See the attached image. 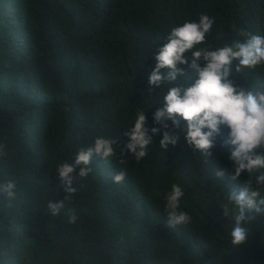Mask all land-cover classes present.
<instances>
[{
	"label": "trees",
	"instance_id": "obj_1",
	"mask_svg": "<svg viewBox=\"0 0 264 264\" xmlns=\"http://www.w3.org/2000/svg\"><path fill=\"white\" fill-rule=\"evenodd\" d=\"M107 11L114 16L101 18ZM202 13L215 19L214 45L243 39L240 29L264 36V0H0V183L16 184L14 199L0 193V264H264V214L245 225L240 245L231 244L234 222L222 215V204L236 210L227 196L247 173L231 179L230 153H193L185 140L168 160L129 155L119 164L118 156L106 163L94 155L93 171L73 181L77 192L60 214L47 207L65 195L61 162L73 163L81 147L114 136L140 110L147 127L155 125L167 85L149 93L154 53L172 27ZM189 75L185 87L197 78ZM254 76L264 78V67L234 79L250 88ZM44 129L50 133L37 155L30 141ZM120 170L126 178L115 184ZM174 183L192 219L172 229L165 200L155 198Z\"/></svg>",
	"mask_w": 264,
	"mask_h": 264
},
{
	"label": "clouds",
	"instance_id": "obj_2",
	"mask_svg": "<svg viewBox=\"0 0 264 264\" xmlns=\"http://www.w3.org/2000/svg\"><path fill=\"white\" fill-rule=\"evenodd\" d=\"M101 18L114 16L112 12H98ZM215 19L208 14H200L199 20H186L174 26L165 36L167 41L154 53L155 67L148 77L149 93L154 89L163 91L156 102L152 127H147L146 111L140 110L114 136L97 135L91 146L81 147L74 155V162H61L57 168L60 184L63 185L62 200L49 201L47 204L51 216H58L66 202H70L77 192L74 180L85 179L93 171L90 166L94 155L105 162L118 156L119 164L128 163L129 155L139 162L170 159L185 140V147L193 153L204 155L230 153L233 162L231 179L236 180L241 173H247V179L240 188L229 191L227 200L234 203L233 211L228 203L222 204V215L233 220L230 231L231 244L240 245L246 241L249 229L247 223L256 219L254 214H264V78L254 76L250 88L241 87L235 82L236 74L254 73L258 67H264V36L240 29L243 39H232L214 45L209 42ZM216 41L224 40L223 34H217ZM190 53V54H187ZM236 62L233 66V62ZM166 69V75L161 73ZM194 73L193 83L184 86ZM50 129L40 130L39 139L30 141L37 155L42 153ZM113 136L114 138H105ZM128 137L124 147L119 141ZM119 144L117 153L115 145ZM4 145H0V153ZM79 169L77 172L76 169ZM188 172L185 169L180 176ZM223 176L224 171H218ZM115 184L122 183L126 172L120 170L114 174ZM14 181L0 183V193L8 199L15 198ZM184 189L172 184L170 191L164 193L158 189L155 201L165 200L164 211L167 214L168 227L175 229L179 225H188L191 216L180 210V201ZM77 215L70 213L68 222L75 224Z\"/></svg>",
	"mask_w": 264,
	"mask_h": 264
}]
</instances>
